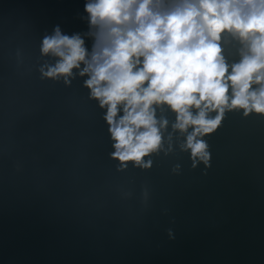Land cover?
I'll return each mask as SVG.
<instances>
[{
  "label": "water",
  "instance_id": "95a60500",
  "mask_svg": "<svg viewBox=\"0 0 264 264\" xmlns=\"http://www.w3.org/2000/svg\"><path fill=\"white\" fill-rule=\"evenodd\" d=\"M86 3L0 0V264H264V114L226 111L194 167L158 107L169 124L151 167L123 164L87 77L40 71L57 27L89 31ZM221 47L239 62L238 41Z\"/></svg>",
  "mask_w": 264,
  "mask_h": 264
},
{
  "label": "clouds",
  "instance_id": "9594fccd",
  "mask_svg": "<svg viewBox=\"0 0 264 264\" xmlns=\"http://www.w3.org/2000/svg\"><path fill=\"white\" fill-rule=\"evenodd\" d=\"M85 11L87 33L69 37L57 27L43 40L42 55L58 60L40 71L66 84L77 72L87 77L123 164L151 167L144 158L162 149L169 124L157 119L158 107L176 113L173 132L186 134L180 147L194 167L209 160L203 137L226 111L264 114V0H87ZM225 34L242 45L231 65ZM84 37L93 39L91 53Z\"/></svg>",
  "mask_w": 264,
  "mask_h": 264
}]
</instances>
